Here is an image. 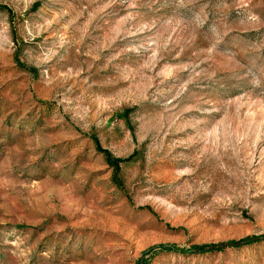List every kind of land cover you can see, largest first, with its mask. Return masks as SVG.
<instances>
[{"label": "rangeland", "instance_id": "rangeland-1", "mask_svg": "<svg viewBox=\"0 0 264 264\" xmlns=\"http://www.w3.org/2000/svg\"><path fill=\"white\" fill-rule=\"evenodd\" d=\"M140 262L264 264V0H0V264Z\"/></svg>", "mask_w": 264, "mask_h": 264}, {"label": "trees", "instance_id": "trees-1", "mask_svg": "<svg viewBox=\"0 0 264 264\" xmlns=\"http://www.w3.org/2000/svg\"><path fill=\"white\" fill-rule=\"evenodd\" d=\"M1 8H3L4 10H7V11L10 12V9L8 7H1ZM102 152L105 154L106 160L108 161V163L116 168V172H118L119 169H120L119 163L120 162H126L127 161V160H121V159H118V158H113L112 155L107 150H103ZM204 249H205V247H202V248H199V249H196V250L198 252H201ZM158 251L180 252L182 254H185L187 252H190L188 250H183V249L182 250L181 249L179 250L175 246H157V247H154V248H151V249L147 250L146 252H147L148 255H152V254H154L155 252H158ZM140 264H146V262L145 263L140 262Z\"/></svg>", "mask_w": 264, "mask_h": 264}, {"label": "water", "instance_id": "water-1", "mask_svg": "<svg viewBox=\"0 0 264 264\" xmlns=\"http://www.w3.org/2000/svg\"><path fill=\"white\" fill-rule=\"evenodd\" d=\"M238 244H240V243H239V242H235V243H232V244H221V245H219V246H230V245H235V246H237ZM216 246H217V245H216ZM216 246L210 247L209 250L214 249Z\"/></svg>", "mask_w": 264, "mask_h": 264}]
</instances>
